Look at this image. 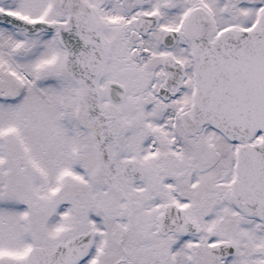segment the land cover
Here are the masks:
<instances>
[{"label": "snow or ice", "instance_id": "6c2138e0", "mask_svg": "<svg viewBox=\"0 0 264 264\" xmlns=\"http://www.w3.org/2000/svg\"><path fill=\"white\" fill-rule=\"evenodd\" d=\"M0 264H264V0H0Z\"/></svg>", "mask_w": 264, "mask_h": 264}]
</instances>
